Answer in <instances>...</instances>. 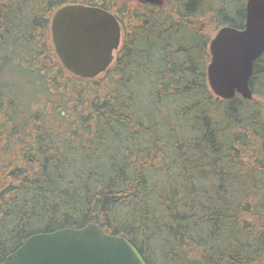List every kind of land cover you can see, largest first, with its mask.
<instances>
[{"label":"trees","instance_id":"trees-1","mask_svg":"<svg viewBox=\"0 0 264 264\" xmlns=\"http://www.w3.org/2000/svg\"><path fill=\"white\" fill-rule=\"evenodd\" d=\"M215 1L0 0V263L93 223L147 264H264V54L253 100L214 95L210 41L244 28L247 0ZM71 4L124 26L95 79L54 49L52 17Z\"/></svg>","mask_w":264,"mask_h":264},{"label":"water","instance_id":"water-1","mask_svg":"<svg viewBox=\"0 0 264 264\" xmlns=\"http://www.w3.org/2000/svg\"><path fill=\"white\" fill-rule=\"evenodd\" d=\"M161 5V0H143ZM56 54L67 71L95 79L115 60L122 33L117 18L100 7L80 4L59 8L51 20ZM207 79L218 99L240 95L253 100L251 79L256 61L264 54V0H247L243 29L220 28L210 41ZM0 264H147L125 237L112 235L90 223L35 234Z\"/></svg>","mask_w":264,"mask_h":264},{"label":"flooded vegetation","instance_id":"flooded-vegetation-1","mask_svg":"<svg viewBox=\"0 0 264 264\" xmlns=\"http://www.w3.org/2000/svg\"><path fill=\"white\" fill-rule=\"evenodd\" d=\"M161 1H162V4L161 5H155V4H151V3L144 2L143 0H133V2L136 5L140 6V7H150V8H162V7L167 6L171 2V0H161ZM108 12H110L111 14H113L117 18V20L119 21V23H120L121 33H122V41H121V45H122V43H123V37H124V26H123L122 20L119 18L118 15H116V13H114L112 11H108ZM121 45H120V47H121ZM116 53H115V59H116Z\"/></svg>","mask_w":264,"mask_h":264},{"label":"rangeland","instance_id":"rangeland-1","mask_svg":"<svg viewBox=\"0 0 264 264\" xmlns=\"http://www.w3.org/2000/svg\"><path fill=\"white\" fill-rule=\"evenodd\" d=\"M126 2H128V0H125ZM240 1H245V0H240ZM215 3H216V5L217 6H220V4H221V0H216L215 1ZM234 6H236V3H235V5ZM238 6V5H237ZM213 30H214V28H212ZM217 31H218V29L216 30V32H214V34H213V36L215 35V33H217ZM211 60V59H210ZM210 63V62H209Z\"/></svg>","mask_w":264,"mask_h":264},{"label":"bare ground","instance_id":"bare-ground-1","mask_svg":"<svg viewBox=\"0 0 264 264\" xmlns=\"http://www.w3.org/2000/svg\"><path fill=\"white\" fill-rule=\"evenodd\" d=\"M260 59V58H259Z\"/></svg>","mask_w":264,"mask_h":264}]
</instances>
